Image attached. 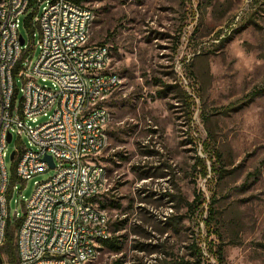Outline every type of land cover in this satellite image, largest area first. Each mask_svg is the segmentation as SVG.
I'll return each mask as SVG.
<instances>
[{"label": "rangeland", "instance_id": "374dc122", "mask_svg": "<svg viewBox=\"0 0 264 264\" xmlns=\"http://www.w3.org/2000/svg\"><path fill=\"white\" fill-rule=\"evenodd\" d=\"M84 4L94 11L88 44L108 45L122 77L107 101L111 120L98 160L108 189L98 204L106 205L111 235L124 241L120 252L101 241L84 264H181L196 256L193 245L211 264H264V0ZM20 32L35 63L38 35L24 25ZM18 142L15 135L6 157L11 224L34 181L55 172L12 178ZM200 193L203 205L195 203Z\"/></svg>", "mask_w": 264, "mask_h": 264}, {"label": "built area", "instance_id": "2783aa9c", "mask_svg": "<svg viewBox=\"0 0 264 264\" xmlns=\"http://www.w3.org/2000/svg\"><path fill=\"white\" fill-rule=\"evenodd\" d=\"M93 17L90 7L74 0H0V264H84L99 254L92 238L112 236L109 215L98 204L108 189L98 156L107 145V101L122 77L112 69L108 45L88 44ZM21 25L38 35L35 63ZM39 115L47 120L39 124ZM15 135L12 178L27 182L55 172L34 181L32 195L21 201L22 216L15 213L21 222L17 258L10 262L2 246L14 191L6 157ZM61 253H68L67 262H60Z\"/></svg>", "mask_w": 264, "mask_h": 264}, {"label": "trees", "instance_id": "16d2710c", "mask_svg": "<svg viewBox=\"0 0 264 264\" xmlns=\"http://www.w3.org/2000/svg\"><path fill=\"white\" fill-rule=\"evenodd\" d=\"M74 1L77 3H84V1H87V0H74ZM99 45H105V44L100 43ZM199 160L202 164V175L207 176L208 167L205 164V159L200 158ZM211 168H212V171L214 173L219 172V169L216 167V164H212ZM195 200H196L195 203H199L201 205H203L205 202V200L203 199L202 193L197 195ZM105 206H106L105 203H103L102 207L104 208ZM209 213H210V215L214 214V210H213L212 206H209ZM210 219H211V217H210ZM210 219H205V225L208 228H210V226H211ZM20 222H21V219L16 220L13 224L10 223V219H8V221H7L6 238H5V243L2 246V253L6 256V258L10 262H14L17 258L15 236H16L17 229L20 225ZM114 225H115L114 231L116 232L121 228L122 222L117 221V222H115ZM102 244L105 247H107V249H109L110 251L120 252L124 246V241L122 240L120 235H113V236H111L105 240H102ZM192 247L194 248V250L197 253L196 256L193 255L194 256L193 259L187 260L181 264H211V262L205 257L202 247H199L197 245H193ZM210 251L212 252L211 249H210ZM212 254L215 256L214 252H212Z\"/></svg>", "mask_w": 264, "mask_h": 264}, {"label": "bare ground", "instance_id": "6f19581e", "mask_svg": "<svg viewBox=\"0 0 264 264\" xmlns=\"http://www.w3.org/2000/svg\"><path fill=\"white\" fill-rule=\"evenodd\" d=\"M52 210H60V203H52ZM111 236H106V239ZM100 247V238H92V248ZM68 261V253L60 254V262ZM35 264H43V262H36Z\"/></svg>", "mask_w": 264, "mask_h": 264}, {"label": "water", "instance_id": "95a60500", "mask_svg": "<svg viewBox=\"0 0 264 264\" xmlns=\"http://www.w3.org/2000/svg\"><path fill=\"white\" fill-rule=\"evenodd\" d=\"M23 43H24V41L22 39L21 44H23ZM8 139H9V141L11 140V135H9ZM13 158H14V152L11 154V159H13ZM46 159L49 161L51 167H53L54 166L53 158L51 156H47Z\"/></svg>", "mask_w": 264, "mask_h": 264}]
</instances>
